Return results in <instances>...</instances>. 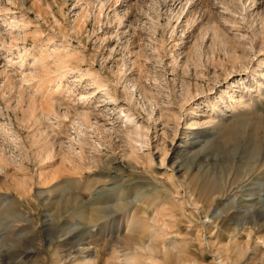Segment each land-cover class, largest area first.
<instances>
[{
	"label": "rangeland",
	"instance_id": "1",
	"mask_svg": "<svg viewBox=\"0 0 264 264\" xmlns=\"http://www.w3.org/2000/svg\"><path fill=\"white\" fill-rule=\"evenodd\" d=\"M0 264H264V0H0Z\"/></svg>",
	"mask_w": 264,
	"mask_h": 264
},
{
	"label": "bare ground",
	"instance_id": "2",
	"mask_svg": "<svg viewBox=\"0 0 264 264\" xmlns=\"http://www.w3.org/2000/svg\"><path fill=\"white\" fill-rule=\"evenodd\" d=\"M22 57V56H21ZM71 57V56H70ZM47 58V57H46ZM49 59V58H48ZM33 60H35L34 58H33ZM41 60H43V59H41ZM34 62H37V60L36 61H34ZM45 62V61H44ZM64 64V63H63ZM58 66V65H57ZM64 66V65H63ZM242 132H243V130L242 129H239V130H236V132H235V134L238 136V135H241L242 134ZM245 132V131H244ZM235 135V136H236ZM112 185H114V184H112ZM98 189H100V190H102V188H98ZM99 198V197H98ZM91 201V199L89 200V202ZM97 202L95 203V202H93V201H91V205L89 206V207H87L88 209L86 210L87 212L86 213H88L89 214V216L91 217V219H93V218H96V217H98L99 216V214H100V205H99V203H101L100 201H99V199L98 200H96ZM86 204H88V203H86ZM89 205V204H88ZM97 205H99V206H97ZM86 206V205H85ZM8 208V209H7ZM7 208H5V209H7L8 211H10L12 208H14V202L13 201H11L10 202V204H9V206L7 207ZM12 211V210H11ZM160 233L161 232H159L158 230H156V229H154V231H152V233L150 234V237L151 238H154V237H156V236H160ZM146 251V250H145ZM181 252V251H180ZM144 261H146V262H148V263H154L155 262V258L154 257H152V256H147L146 258H144Z\"/></svg>",
	"mask_w": 264,
	"mask_h": 264
}]
</instances>
